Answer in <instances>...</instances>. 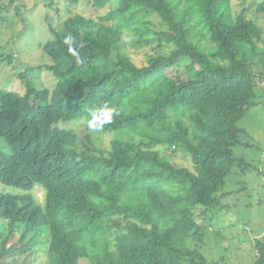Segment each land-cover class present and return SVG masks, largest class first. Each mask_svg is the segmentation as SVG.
<instances>
[{
	"label": "trees",
	"instance_id": "16d2710c",
	"mask_svg": "<svg viewBox=\"0 0 264 264\" xmlns=\"http://www.w3.org/2000/svg\"><path fill=\"white\" fill-rule=\"evenodd\" d=\"M6 1L16 2L0 4ZM183 1L119 0L98 19L71 17L42 48L52 63L36 67L53 73L55 89L24 81L22 95L0 90V139L11 148L0 152V183L17 190L0 193L7 222L0 264H16L15 254L29 253L41 238L48 264H209L187 240L199 232L196 211L220 204L233 168L250 170L233 148L244 133L240 121L257 105L256 90L264 92V50L256 45L260 27L244 11L218 15L231 0H192L214 47L204 53L190 41ZM256 10L264 15V0ZM149 15L166 29H151ZM126 32L139 48L155 51L145 65L112 58ZM166 46L170 53L160 54ZM183 62L185 75L176 71ZM105 105L119 115L96 133L131 135L112 140L109 150L97 149L90 136L79 145L74 130L59 126H88L91 111ZM177 153L190 157L194 171L173 163ZM255 252L252 264H264L263 241Z\"/></svg>",
	"mask_w": 264,
	"mask_h": 264
},
{
	"label": "rangeland",
	"instance_id": "374dc122",
	"mask_svg": "<svg viewBox=\"0 0 264 264\" xmlns=\"http://www.w3.org/2000/svg\"><path fill=\"white\" fill-rule=\"evenodd\" d=\"M259 1L262 0H231L229 5H219L217 11L218 15L225 17H235L244 11L246 18L253 20L260 27L262 36L256 45L259 50H264V15L256 10ZM118 2L119 0H111L105 7H93L88 0L76 5L68 0H16L14 4H9L7 1L1 3L0 90L22 95L25 91L23 86L25 81L37 89H47L52 92L57 85L56 77L50 71L36 69L38 66L44 67L52 63L43 52V46L58 37L65 20L76 15L98 19L116 9ZM178 2L179 0H170V5L176 6ZM183 3L185 11L189 12V17L192 18L189 25L192 28L190 41L204 53L210 54L214 47L208 40L206 27L201 22L198 4L192 0H184ZM146 20L151 23L150 28L154 31L166 29L156 15H149ZM189 23L190 21L186 22ZM135 40L129 32H126L123 42L115 46L112 58L116 59L118 54L125 55L129 56L137 66L145 65L147 55L155 51L139 48ZM172 48L166 46L160 50V54L168 55ZM158 51L159 49L156 53ZM261 58L264 60V53ZM185 63L183 62L176 70L181 75H185L183 68ZM257 66H255L256 70ZM256 92L257 105L240 121L239 127L244 133L239 136V146L233 148L235 156L243 160L244 165H249L248 170H250L242 173L241 165L233 168L226 179L222 193L224 196L220 204L211 209L201 208L196 211L199 232L195 237L191 236L192 239L187 240V246L200 251L209 264H252L255 260V250L248 245L249 241L252 236L262 232L264 235V92L260 89ZM59 126L74 130L79 145L84 141L85 136H90L95 147L100 150H109L114 139L123 140L125 136H131L126 130L98 134L91 131L83 122L60 123ZM0 152L11 153V148L2 139H0ZM175 155L173 163L194 171L190 157L181 153ZM16 192V189L0 183V193ZM35 195L42 203L43 193L36 190ZM6 224L7 222L0 219V232L3 234H7L3 227ZM245 227L251 228V231L246 232ZM22 232L20 230L13 234L7 245L11 246ZM29 238L30 236L27 239ZM260 240L264 242V236ZM15 256L16 264H48L42 238L31 247L29 253H18ZM79 264L91 263L83 259ZM183 264H186V259L183 260Z\"/></svg>",
	"mask_w": 264,
	"mask_h": 264
},
{
	"label": "clouds",
	"instance_id": "9594fccd",
	"mask_svg": "<svg viewBox=\"0 0 264 264\" xmlns=\"http://www.w3.org/2000/svg\"><path fill=\"white\" fill-rule=\"evenodd\" d=\"M69 51L73 52L74 55L76 54L71 48ZM90 115L92 116V119L88 122L89 129L94 132H99L105 124H110L113 117L118 116L119 113L115 108H109L105 105L100 109L91 111Z\"/></svg>",
	"mask_w": 264,
	"mask_h": 264
},
{
	"label": "crops",
	"instance_id": "0c3cea01",
	"mask_svg": "<svg viewBox=\"0 0 264 264\" xmlns=\"http://www.w3.org/2000/svg\"><path fill=\"white\" fill-rule=\"evenodd\" d=\"M245 231L246 232H248V231H251V228H249V227H245ZM264 235H263V232L261 233V234H259V235H255V236H252V238H251V240L249 241V246L250 247H253L254 248V250H255V242L257 241V240H260L261 239V237H263ZM255 259H256V252H255ZM255 261V260H254ZM253 261V262H254Z\"/></svg>",
	"mask_w": 264,
	"mask_h": 264
}]
</instances>
